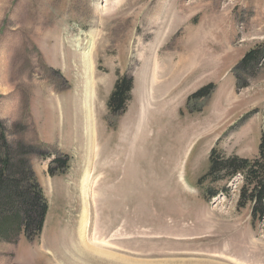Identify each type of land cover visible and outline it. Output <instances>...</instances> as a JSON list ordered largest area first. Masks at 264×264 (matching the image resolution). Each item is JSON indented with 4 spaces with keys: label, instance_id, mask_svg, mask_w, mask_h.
I'll return each instance as SVG.
<instances>
[{
    "label": "rangeland",
    "instance_id": "1",
    "mask_svg": "<svg viewBox=\"0 0 264 264\" xmlns=\"http://www.w3.org/2000/svg\"><path fill=\"white\" fill-rule=\"evenodd\" d=\"M0 131L48 202L39 237L0 241V264H264L242 177L199 182L212 149L264 145V0H0ZM84 210L93 260L75 252Z\"/></svg>",
    "mask_w": 264,
    "mask_h": 264
},
{
    "label": "trees",
    "instance_id": "2",
    "mask_svg": "<svg viewBox=\"0 0 264 264\" xmlns=\"http://www.w3.org/2000/svg\"><path fill=\"white\" fill-rule=\"evenodd\" d=\"M261 54L259 47L249 50L242 57L239 67L245 69L253 64L257 65ZM130 90L131 80L126 76L115 81L107 101L111 113L124 111ZM207 90L208 88H202L195 96L203 97L208 94ZM0 139L5 148V153L0 154V241H11L21 232L28 239L37 238L44 226L48 202L28 160L21 156L26 147L20 145L21 148L14 153L5 142L3 131H0ZM51 162L65 164V160L60 158H54ZM236 175H240L243 182L238 206L245 207L250 204V215L254 221L264 217L263 144L260 143L258 156L253 159L226 156L212 149L209 154V169L199 182L208 178L213 181L223 177L230 179ZM206 192L209 197L216 195V192Z\"/></svg>",
    "mask_w": 264,
    "mask_h": 264
},
{
    "label": "bare ground",
    "instance_id": "3",
    "mask_svg": "<svg viewBox=\"0 0 264 264\" xmlns=\"http://www.w3.org/2000/svg\"><path fill=\"white\" fill-rule=\"evenodd\" d=\"M79 43L76 44V46H78ZM83 53H84V67L88 66V51L91 50L92 48V43H91V40L90 38L87 39L86 43H84L83 45ZM90 70V66L88 68V71ZM89 74L91 75V71H89ZM91 140L93 141L94 138L91 137ZM94 144V143H93ZM87 223H88V218H87V211H82V215H81V218H80V225H79V228H78V237H79V240H80V243L79 245H77V247H75V252L77 255H81V258L82 259H85V260H88V259H95L97 257L96 255V251L94 249H92L87 243L85 240H83V231L85 229V227L87 226ZM98 254V253H97ZM93 255H96V256H93ZM92 257V258H91Z\"/></svg>",
    "mask_w": 264,
    "mask_h": 264
}]
</instances>
